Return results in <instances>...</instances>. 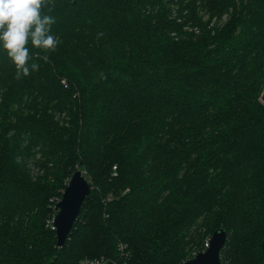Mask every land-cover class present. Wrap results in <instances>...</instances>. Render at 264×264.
Instances as JSON below:
<instances>
[{"label":"trees","instance_id":"obj_1","mask_svg":"<svg viewBox=\"0 0 264 264\" xmlns=\"http://www.w3.org/2000/svg\"><path fill=\"white\" fill-rule=\"evenodd\" d=\"M44 12L60 43L29 45L38 71L17 79L0 45V264H183L221 229L223 262L264 264V0ZM79 169L91 193L60 248Z\"/></svg>","mask_w":264,"mask_h":264},{"label":"clouds","instance_id":"obj_2","mask_svg":"<svg viewBox=\"0 0 264 264\" xmlns=\"http://www.w3.org/2000/svg\"><path fill=\"white\" fill-rule=\"evenodd\" d=\"M47 3L48 0H0V45L15 66L17 79L40 68L38 63L29 65V45L48 53L54 52L60 43L51 34L55 20L44 12ZM43 59L47 60V55Z\"/></svg>","mask_w":264,"mask_h":264},{"label":"water","instance_id":"obj_3","mask_svg":"<svg viewBox=\"0 0 264 264\" xmlns=\"http://www.w3.org/2000/svg\"><path fill=\"white\" fill-rule=\"evenodd\" d=\"M261 101L264 103V89L261 94ZM91 193L90 183L82 170H77L69 184L65 188L61 200L57 204L58 214L54 219L58 246L62 248L83 207L86 198ZM228 240L227 232L224 229L216 231L209 240V246L206 250L199 252L183 264H228L221 259V253ZM264 256V240L262 243ZM48 264H55V260Z\"/></svg>","mask_w":264,"mask_h":264},{"label":"built area","instance_id":"obj_4","mask_svg":"<svg viewBox=\"0 0 264 264\" xmlns=\"http://www.w3.org/2000/svg\"><path fill=\"white\" fill-rule=\"evenodd\" d=\"M58 202H57V204H58ZM57 204H56V209H57ZM57 211H58V209H57ZM51 226H52L53 229L56 230L55 225H54V220L51 222ZM208 246H209V241H208V243H206V249L208 248ZM125 247L126 246L123 245V244H121V246H120V255H121V257L126 256ZM118 263H119V260L113 259V258H109V257L85 258V259H83L81 261V264H118Z\"/></svg>","mask_w":264,"mask_h":264},{"label":"rangeland","instance_id":"obj_5","mask_svg":"<svg viewBox=\"0 0 264 264\" xmlns=\"http://www.w3.org/2000/svg\"><path fill=\"white\" fill-rule=\"evenodd\" d=\"M80 170H81V169H80ZM66 187H67V186H66ZM64 190H65V189H64ZM63 192H64V191H63ZM62 195H63V194H62ZM209 240H210V237H209ZM209 240H206L205 243H206L207 241H209Z\"/></svg>","mask_w":264,"mask_h":264}]
</instances>
